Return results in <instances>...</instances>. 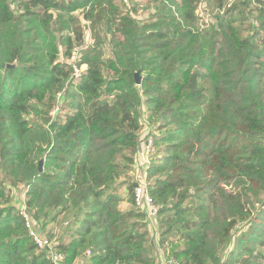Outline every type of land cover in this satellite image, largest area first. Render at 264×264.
Segmentation results:
<instances>
[{"label":"trees","instance_id":"1","mask_svg":"<svg viewBox=\"0 0 264 264\" xmlns=\"http://www.w3.org/2000/svg\"><path fill=\"white\" fill-rule=\"evenodd\" d=\"M144 121L161 247L264 264V0H0V264H53L22 187L63 264H157L131 174Z\"/></svg>","mask_w":264,"mask_h":264},{"label":"rangeland","instance_id":"2","mask_svg":"<svg viewBox=\"0 0 264 264\" xmlns=\"http://www.w3.org/2000/svg\"><path fill=\"white\" fill-rule=\"evenodd\" d=\"M141 2H143V0H141ZM201 4H203V6H201V9L204 11V17L206 20H208L207 16L209 17V25H210V24H212V22L215 21L214 15H215L216 11L211 9V7L209 6L207 1L200 2L197 5V8H196L197 11L200 9L199 6ZM147 14H148V12L146 13L145 16H147ZM196 15H198V14L196 13ZM200 21H201V18L199 19V15H198L197 16V23ZM198 26H199V24H198ZM206 26H207V24L205 25V27ZM106 52H107L106 56L109 57L111 55V50H110L109 45L106 48ZM78 70L83 71V69H78ZM61 97H63V96L61 95ZM144 123H145V127L143 128V130L141 132V140H142L140 142L141 149L139 150V152L137 153V155L135 157V163H134L135 169H134V172L131 173L132 177L135 181L136 180L138 181L142 171L145 170V168L150 165L151 159L158 155V152H157L158 149L156 148V146H155V149H152L151 151H149L147 149V145H146V142L149 139V135H151L152 133H155L156 130H152V128H154L152 123L149 124L147 121H144ZM149 132L151 134H149ZM153 137H155L154 134H153ZM159 156H163L162 153H159ZM143 159L145 160V163L143 162ZM24 191L25 190L22 187V188H19L17 190H14L13 194H12V202L14 204H16L20 210L21 209L23 210V208H24ZM35 224L37 227L40 228V226L38 225L37 222H35ZM246 226H247L246 224L240 225L234 231V236H233L232 240L230 241L229 245L227 246L228 248L223 253L224 256H227L228 254L231 253V251H233L236 248V245H237L236 237L242 232L243 228H246ZM148 230L150 232V235L154 238V242L156 245V250H157L156 261H157V264H165L166 261L170 260L172 257L171 256L172 255V247L169 246L167 249H165L164 247H161L160 240H159L158 223L155 227H151L149 225V222H148ZM54 231H55V235H58L61 231V228L59 226H55Z\"/></svg>","mask_w":264,"mask_h":264},{"label":"built area","instance_id":"3","mask_svg":"<svg viewBox=\"0 0 264 264\" xmlns=\"http://www.w3.org/2000/svg\"><path fill=\"white\" fill-rule=\"evenodd\" d=\"M201 6H203V4L199 6L200 9L198 11L196 10V13L199 15V19L201 18V21L198 22V24L201 28H203L206 24L209 25V17L207 16L208 20L205 19L204 11L201 9ZM81 75L82 70L76 69L75 76L80 77ZM59 97L61 98V95H59ZM61 107L62 101H60L57 106L53 109V116H56L58 114V112L61 110ZM146 145L149 151L155 149V139L153 135H149V139L147 140ZM134 197L136 205L146 213L149 225L151 227H155L158 223L157 218L159 212V205L155 202L150 192V188L147 182L146 171H144V173H142L138 179V184L134 189ZM22 214L27 220V225L30 229V235L34 238L39 248L45 249L47 251L48 258L53 264H63L65 255L55 250L54 242H50L46 237L42 235L41 231L36 226L35 221L30 218V216L24 209L22 210ZM87 254H91V251L88 250ZM165 264H176V262L173 258H171L170 260L166 261Z\"/></svg>","mask_w":264,"mask_h":264},{"label":"water","instance_id":"4","mask_svg":"<svg viewBox=\"0 0 264 264\" xmlns=\"http://www.w3.org/2000/svg\"><path fill=\"white\" fill-rule=\"evenodd\" d=\"M136 82L137 84L141 83V77L139 73L136 74ZM40 171H43V161L40 162Z\"/></svg>","mask_w":264,"mask_h":264},{"label":"crops","instance_id":"5","mask_svg":"<svg viewBox=\"0 0 264 264\" xmlns=\"http://www.w3.org/2000/svg\"><path fill=\"white\" fill-rule=\"evenodd\" d=\"M142 147H143V146H142ZM140 149H141V145H140ZM141 159H142V158H141ZM143 162L145 163V160H144V159H143ZM150 162H151V161H150ZM144 165H145V164H144ZM147 167H148V166H147ZM147 167L145 168V170L142 171V173H144V171L147 170ZM142 173H141V174H142Z\"/></svg>","mask_w":264,"mask_h":264}]
</instances>
